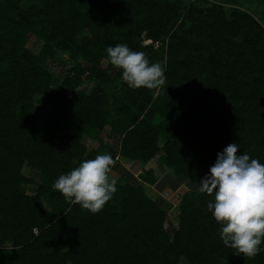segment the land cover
Instances as JSON below:
<instances>
[{
  "label": "trees",
  "instance_id": "16d2710c",
  "mask_svg": "<svg viewBox=\"0 0 264 264\" xmlns=\"http://www.w3.org/2000/svg\"><path fill=\"white\" fill-rule=\"evenodd\" d=\"M241 1L0 0V264H264V243L253 259L223 244L207 208L214 195H177L169 235L145 189L162 169L177 184L198 183L234 142L264 164V0L256 13ZM117 44L160 63L165 84L128 87L107 56ZM59 57L60 81L47 70ZM103 154L117 161L112 171L118 158H156L157 170L116 176L97 214L53 189Z\"/></svg>",
  "mask_w": 264,
  "mask_h": 264
},
{
  "label": "clouds",
  "instance_id": "9594fccd",
  "mask_svg": "<svg viewBox=\"0 0 264 264\" xmlns=\"http://www.w3.org/2000/svg\"><path fill=\"white\" fill-rule=\"evenodd\" d=\"M106 52L111 65L122 70L128 87L159 90L165 84L164 67L150 62L144 52L134 51L127 44L109 46ZM239 151L234 142L218 153L209 174L200 180L198 191L214 195L207 208L222 226L223 244L236 255L253 259L264 243V164ZM116 163L111 154L85 159L61 174L52 187L66 202L97 214L117 191V180L111 175Z\"/></svg>",
  "mask_w": 264,
  "mask_h": 264
},
{
  "label": "rangeland",
  "instance_id": "374dc122",
  "mask_svg": "<svg viewBox=\"0 0 264 264\" xmlns=\"http://www.w3.org/2000/svg\"><path fill=\"white\" fill-rule=\"evenodd\" d=\"M194 0H184V2L186 3H190ZM258 2L257 0H242L239 4V7H241L244 11H248V12H253L256 13L257 9H258ZM224 8L226 7V5H223ZM149 41H143V44H148ZM38 43H36L35 38H30L28 43H27V47H29V49H31L32 51H37L38 50ZM106 66V61L102 60L100 61V67L104 68ZM65 63L62 59V57H59V62L56 61H52L47 70L58 79V81H60L63 77L64 71H65ZM92 86V84L88 81H85L84 84L82 85V89L83 90H88L90 87ZM40 116H43L44 112L43 109H39L38 111ZM99 137L101 139L102 142L109 144L111 142V136L109 133V127L105 126L100 132H99ZM119 160V165L121 167L118 166L117 169H115L114 171H112L111 175L116 179V176H120L122 177L125 173H129L133 179L135 180L138 176V174H140L145 168L150 167L154 170H157V164H156V158L152 159L148 165H139L137 163H133V164H126L125 162H123V160H121L120 158H118ZM144 168V169H143ZM22 173L25 176H30L31 178H33L34 180L37 181V173L32 171V170H28L26 167L22 168ZM157 180L156 183L145 189H147L148 191H146L148 193V195H150V197L155 200L156 204L158 205H162L163 209L165 210V212L167 213V217H166V221L164 222V228L167 234L170 235V232L176 228V220L174 218L175 214H176V197L177 195H180L181 193L187 191V190H196L198 191L200 184L198 183H193L189 180L184 181L182 185L177 184V182H175L173 180L172 177V173L169 172V170H163L159 171L157 173ZM123 178V177H122ZM131 183L132 180H130ZM34 186H29L28 190H30V193L34 192Z\"/></svg>",
  "mask_w": 264,
  "mask_h": 264
},
{
  "label": "crops",
  "instance_id": "0c3cea01",
  "mask_svg": "<svg viewBox=\"0 0 264 264\" xmlns=\"http://www.w3.org/2000/svg\"><path fill=\"white\" fill-rule=\"evenodd\" d=\"M139 165V164H138ZM144 166V165H143ZM182 184H184L183 182L182 183H180V185H182Z\"/></svg>",
  "mask_w": 264,
  "mask_h": 264
}]
</instances>
